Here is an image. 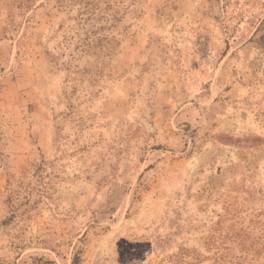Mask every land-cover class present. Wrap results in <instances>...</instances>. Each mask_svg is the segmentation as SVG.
Returning <instances> with one entry per match:
<instances>
[{
  "label": "rangeland",
  "instance_id": "1",
  "mask_svg": "<svg viewBox=\"0 0 264 264\" xmlns=\"http://www.w3.org/2000/svg\"><path fill=\"white\" fill-rule=\"evenodd\" d=\"M264 264V0H0V264Z\"/></svg>",
  "mask_w": 264,
  "mask_h": 264
},
{
  "label": "trees",
  "instance_id": "2",
  "mask_svg": "<svg viewBox=\"0 0 264 264\" xmlns=\"http://www.w3.org/2000/svg\"><path fill=\"white\" fill-rule=\"evenodd\" d=\"M80 260H81L80 255L79 254H76L75 255V258H74V264H78L80 262Z\"/></svg>",
  "mask_w": 264,
  "mask_h": 264
}]
</instances>
